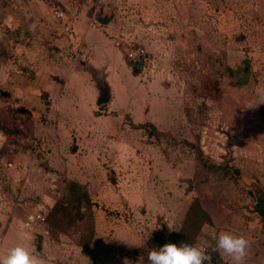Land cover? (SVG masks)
I'll use <instances>...</instances> for the list:
<instances>
[{
	"label": "rangeland",
	"instance_id": "1",
	"mask_svg": "<svg viewBox=\"0 0 264 264\" xmlns=\"http://www.w3.org/2000/svg\"><path fill=\"white\" fill-rule=\"evenodd\" d=\"M261 97L264 0H0V256L149 264L231 232L264 264Z\"/></svg>",
	"mask_w": 264,
	"mask_h": 264
},
{
	"label": "clouds",
	"instance_id": "2",
	"mask_svg": "<svg viewBox=\"0 0 264 264\" xmlns=\"http://www.w3.org/2000/svg\"><path fill=\"white\" fill-rule=\"evenodd\" d=\"M260 103H264V97H261L255 105ZM213 240L214 243L206 241L202 246L184 242H181L179 246L170 242L166 243L149 252V264H205L211 259L207 252L209 247L223 252L233 264H244L251 247L249 239L231 232H222L214 236ZM0 264H39V260L27 246L18 244L6 255L0 256Z\"/></svg>",
	"mask_w": 264,
	"mask_h": 264
},
{
	"label": "trees",
	"instance_id": "3",
	"mask_svg": "<svg viewBox=\"0 0 264 264\" xmlns=\"http://www.w3.org/2000/svg\"><path fill=\"white\" fill-rule=\"evenodd\" d=\"M150 127V132L153 134H160L159 130H157V128L154 126V124L150 123V122H144L142 124H136L135 127L137 128H143V127ZM65 195H69L70 199H79L83 201V206H89L90 205V199L89 196L87 195V193L85 192V190L82 188L81 185H79L77 182L74 181H69L66 183L65 186V191H64ZM159 240L158 244L160 245L161 243H163L164 241L162 240V238H158ZM182 237L180 236V234H178L175 238V241H181ZM184 243H189L192 244L191 242H184Z\"/></svg>",
	"mask_w": 264,
	"mask_h": 264
},
{
	"label": "water",
	"instance_id": "4",
	"mask_svg": "<svg viewBox=\"0 0 264 264\" xmlns=\"http://www.w3.org/2000/svg\"><path fill=\"white\" fill-rule=\"evenodd\" d=\"M133 71H138V67L133 66L132 67ZM96 82H98V86H99V97L106 99L109 98L110 96V90H109V85L108 83L105 81L104 76H98L97 78L95 77Z\"/></svg>",
	"mask_w": 264,
	"mask_h": 264
}]
</instances>
